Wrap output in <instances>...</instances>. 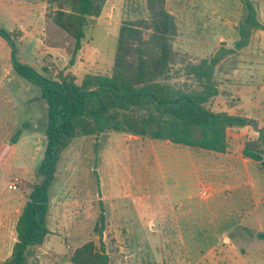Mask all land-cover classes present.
I'll return each mask as SVG.
<instances>
[{
	"label": "rangeland",
	"instance_id": "1",
	"mask_svg": "<svg viewBox=\"0 0 264 264\" xmlns=\"http://www.w3.org/2000/svg\"><path fill=\"white\" fill-rule=\"evenodd\" d=\"M252 1L264 22V0ZM166 6L178 27L174 48L191 62L211 57L222 46L233 47L239 39L238 27L247 14L244 0H167ZM51 7L50 0H0V29L12 34L11 31L19 32L20 26L24 27L23 44L14 36L11 40L21 62L39 72L42 65L52 62L59 71L73 73L79 84L90 73L110 75L115 66L121 25H128L147 37L145 0H108L102 14L89 19L83 47L70 66L74 41L61 35L47 19ZM134 35L139 39V34ZM49 39L56 44L63 42L65 49L48 47ZM10 49L9 41L0 36V83H4L0 89V118L4 127H0V143H8L18 130L13 125L10 99H4L3 94H18L20 102L29 98L37 116L26 121L34 128L25 125L20 130L19 142L15 146L9 144L11 154L0 167V262L11 255L17 219L37 180L47 124L46 103L39 89L14 72L8 58ZM216 78L222 95L236 99L238 108L250 112L258 104L259 111L264 112V31L255 32L245 50L227 58ZM181 81L184 78L169 83ZM149 140L111 132L98 139L80 137L72 142L63 155L51 192V234L35 250L39 264H73L68 253L87 241H97L93 228L99 201L107 204L109 214L104 241L111 264H164L165 259L169 260L167 264H183L175 263L171 256H186L184 248L177 243L172 248L162 245L163 239L176 241V233L169 227L168 234L162 236L157 220L149 216V207L142 206L145 202L139 205L140 216L146 219L145 227L139 216H127L116 202L121 197L140 200L158 194ZM13 183L17 184L16 190L8 188ZM132 226L137 231H131ZM244 226L251 231L243 235L234 231L232 239H255L259 245L248 246L242 260L228 264H264V205L236 229Z\"/></svg>",
	"mask_w": 264,
	"mask_h": 264
},
{
	"label": "trees",
	"instance_id": "2",
	"mask_svg": "<svg viewBox=\"0 0 264 264\" xmlns=\"http://www.w3.org/2000/svg\"><path fill=\"white\" fill-rule=\"evenodd\" d=\"M107 1L50 0L53 7L46 15L47 19L61 35L74 41L70 66L83 47L89 19L98 18ZM166 4L167 0H145L147 37L128 25H121L113 73H90L80 84L73 73L59 71L52 62L42 65L41 72L32 65L22 63L11 40L14 35L0 29V36L9 41L12 49L14 72L39 89L47 114L37 180L33 182L17 219L16 241L11 255L0 264H39L35 250L51 234V192L63 155L77 138L98 139L115 132L223 153L228 147L227 130L250 123L239 113L213 112L211 103L221 94L216 74L224 61L245 50L255 32L264 31V22L259 18L255 3L244 0L247 14L238 27L239 39L234 46H222L211 57L198 62H191L175 50L173 40L178 27ZM134 33L139 34V39H135ZM48 41L50 48L65 49L63 42L56 44L50 39ZM175 78H184V81L169 83ZM20 136L18 131L8 143H0V167L11 154L9 144L15 146ZM260 139L264 143V128ZM245 154L259 161L264 169L261 155L247 151ZM157 198L150 196L137 200L126 197L118 198L116 202L125 210L124 214L127 212V216H139L144 227L146 219L140 216L139 205L145 202L142 206L149 207V216L157 220L162 236L168 234L169 227L176 233V241H162L164 248H172L180 238L167 212L169 208L161 205L162 201ZM98 207L93 228L97 241H87L68 253V260L73 264H111L104 241L109 218L107 204L99 201ZM131 231H137V228L132 226ZM166 261L169 262L165 259L164 264H167Z\"/></svg>",
	"mask_w": 264,
	"mask_h": 264
},
{
	"label": "crops",
	"instance_id": "3",
	"mask_svg": "<svg viewBox=\"0 0 264 264\" xmlns=\"http://www.w3.org/2000/svg\"><path fill=\"white\" fill-rule=\"evenodd\" d=\"M23 29L20 26L19 32L11 31L20 44L26 39ZM11 56L12 49L8 51L10 62ZM3 84L0 83V89ZM220 91L221 94L211 103L212 111L229 115L239 113L250 122L244 127L227 130L226 152L156 140L148 143L155 160L154 179L158 194L154 196L162 201L161 205L169 208L167 212L180 238L177 246L186 251L182 258L171 256L175 263L228 264L242 260L248 246L259 245L255 239H232V236L234 231L241 235L250 232L248 226L240 230L236 227L264 205V169L259 161L245 154L247 151L264 159V143L260 139L264 112L259 111L258 104L250 112H245L238 108L237 100L232 96L222 95L221 86ZM10 94H3V98L10 99V113L14 115L13 125L18 132L25 125L30 126L26 121L29 117L33 121L37 112L29 98L20 102L18 94ZM1 121L0 118V127L4 128ZM30 127L34 128V125ZM205 186L212 189L209 196L201 195Z\"/></svg>",
	"mask_w": 264,
	"mask_h": 264
},
{
	"label": "built area",
	"instance_id": "4",
	"mask_svg": "<svg viewBox=\"0 0 264 264\" xmlns=\"http://www.w3.org/2000/svg\"><path fill=\"white\" fill-rule=\"evenodd\" d=\"M11 190H16L17 189V184L13 183L11 185H9L8 187ZM212 193V189L208 186H205L201 189V195L202 196H209Z\"/></svg>",
	"mask_w": 264,
	"mask_h": 264
}]
</instances>
